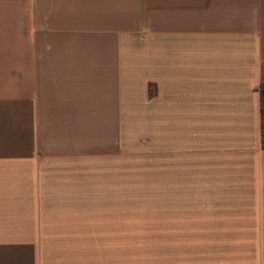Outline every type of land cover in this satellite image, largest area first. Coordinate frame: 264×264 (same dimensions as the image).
Segmentation results:
<instances>
[{"label":"crops","instance_id":"obj_1","mask_svg":"<svg viewBox=\"0 0 264 264\" xmlns=\"http://www.w3.org/2000/svg\"><path fill=\"white\" fill-rule=\"evenodd\" d=\"M263 81L264 0H0V264H264Z\"/></svg>","mask_w":264,"mask_h":264},{"label":"rangeland","instance_id":"obj_2","mask_svg":"<svg viewBox=\"0 0 264 264\" xmlns=\"http://www.w3.org/2000/svg\"><path fill=\"white\" fill-rule=\"evenodd\" d=\"M92 174V172H88ZM95 174H116L157 177L159 175L158 148L154 141L152 145L145 146L143 149L136 146L134 153L127 159L119 161L118 167L113 168L112 172L108 169H97ZM141 258L136 257V260ZM149 264V263H136ZM154 264V263H150Z\"/></svg>","mask_w":264,"mask_h":264},{"label":"trees","instance_id":"obj_3","mask_svg":"<svg viewBox=\"0 0 264 264\" xmlns=\"http://www.w3.org/2000/svg\"><path fill=\"white\" fill-rule=\"evenodd\" d=\"M257 91L259 93L260 101L261 141L264 149V81L259 84Z\"/></svg>","mask_w":264,"mask_h":264}]
</instances>
